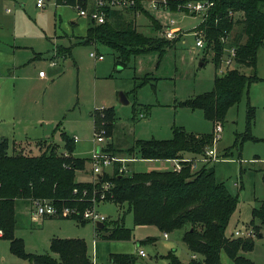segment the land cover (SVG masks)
<instances>
[{"label": "rangeland", "instance_id": "obj_1", "mask_svg": "<svg viewBox=\"0 0 264 264\" xmlns=\"http://www.w3.org/2000/svg\"><path fill=\"white\" fill-rule=\"evenodd\" d=\"M169 11L154 9L143 1L137 10L124 12L123 17L131 20L144 38H165L162 33L170 19L180 29L174 37L179 39L164 50L125 57L104 44L83 43L89 20L80 17L73 6L45 0L44 7L38 8L35 0H0V131L10 129L16 142L23 146L12 148L10 144L9 154L19 150L37 154L46 143L56 144L58 151H63L61 133L70 138L76 136L72 154L87 159L85 168L76 173L77 180L94 176L90 157L98 146L102 149L109 146L107 153L126 159L118 162V172L130 175L152 169L169 170L176 164L137 158L128 151L135 141L171 139L176 128L211 134L212 143L206 149L213 148L216 159L204 152L195 155L194 160L198 167L212 166L216 181L237 194L238 202L225 230L226 236H234L235 230L251 229L252 209L264 199V47L257 51L256 78L246 84L239 102L228 108L220 123L222 131L214 142L213 123L201 109H192L182 102L211 91L215 76H221L228 67L223 62L215 67L212 52L206 53L205 46H196L194 28L202 20L200 14ZM241 29V24L234 25L225 41L224 53L234 41L244 42L245 36H239ZM63 51H67L65 55ZM91 52L103 58L95 59ZM122 58L123 63H118ZM51 62L55 65H49ZM235 67L251 74V68L234 63L230 68ZM39 69L46 72L45 80L37 77ZM119 93L125 95L128 103L120 101ZM249 106L254 109L250 123ZM107 108L115 113L111 136L106 135L109 120L103 118V110ZM247 133L256 140L243 138ZM101 134L104 140L98 143L96 135ZM24 140L27 143L22 144ZM113 166L105 167L106 173L111 175ZM31 208L27 200L15 203V236L23 240L29 253L48 252L56 257L50 252L49 243L57 237L83 239L90 259L94 256L98 264H115L109 261L111 253L133 254L135 264H171L165 257L169 253L185 263L191 258L182 240L183 229L168 232L165 238L154 225L135 226L126 205L120 208L103 201L96 209L107 223L123 218L124 226L131 230L130 239L123 241L101 239L92 222L84 225L71 219L41 222L32 218ZM260 231L263 236H254L253 248L242 253L255 264H264L263 226ZM137 248L143 250L144 256L137 253ZM220 260L222 264H232L223 251ZM27 263L11 252L9 240L0 238V264Z\"/></svg>", "mask_w": 264, "mask_h": 264}, {"label": "trees", "instance_id": "obj_2", "mask_svg": "<svg viewBox=\"0 0 264 264\" xmlns=\"http://www.w3.org/2000/svg\"><path fill=\"white\" fill-rule=\"evenodd\" d=\"M188 1L190 0H165V3L169 10L176 12L185 11L183 6ZM208 1L212 5L205 18L194 28V32H201L203 35V46L206 53L212 52L215 67L222 63L226 54L223 51L225 41H228L227 37L234 25L241 24L239 36H245L244 42L235 43L234 38H231L234 41L231 46L235 49L234 64L253 71L246 74L237 67L227 68L221 76H215L211 91L182 102L192 109H201L204 117L215 127L224 121L228 108L239 102L246 84L256 78L257 51L264 47V0ZM156 2L163 3L162 0ZM74 3L75 0H55L56 5L74 6ZM139 6L140 3L125 10H111L108 20L101 24L89 20L83 43H101L127 57L150 50H164L179 39L142 37L133 22L123 17L125 11L137 10ZM233 12L240 13L235 17ZM159 27L157 22V28ZM66 52L63 51V54ZM117 62L123 63V58ZM253 111L249 106L248 123L253 120ZM103 112V118L109 120L106 135L111 136L115 113L109 108ZM61 135L64 141L63 151H58L56 144L46 143L37 154H27L21 150L9 154L7 139L0 138V238L9 240L11 252L27 260V264H93L87 253L86 243L81 238H51L49 250L56 257L48 252L25 251L23 240L15 236V203L27 200L33 206L36 200L42 199L50 201L58 212L63 208H69L73 212L66 216H45L40 220L71 219L84 225L90 222L83 216L86 208L95 202L98 206L103 201H110L120 208L126 205L127 211L132 213L135 226L154 225L164 233L184 229L182 240L191 256L196 257H191L185 263L175 254L169 253L165 257L171 264H222V251L231 259L232 264H255L242 253L253 248L254 236H263L260 229L261 226L264 227V199L252 209L249 225L254 236H226L225 230L236 208L238 196L230 192L223 182L216 181L212 166L198 167L194 160L195 155L204 153L211 145V134H194L176 128L171 139L137 140L128 148L129 152H134L141 159L177 160L181 167L179 170H149L125 175L118 172L117 162L111 175L105 172L92 181L76 179L77 171L85 168L87 159L74 156L73 138L65 133ZM243 138L256 140L248 133ZM103 150H110V147L106 146ZM63 152L67 154L64 155ZM105 182L110 184L107 189L103 188ZM101 194L104 198H100ZM103 224L102 228H96L101 238L130 239L131 230L124 226L123 218L110 223L105 220ZM150 239L153 240H147ZM109 260L115 264H135L136 256L111 253Z\"/></svg>", "mask_w": 264, "mask_h": 264}, {"label": "built area", "instance_id": "obj_3", "mask_svg": "<svg viewBox=\"0 0 264 264\" xmlns=\"http://www.w3.org/2000/svg\"><path fill=\"white\" fill-rule=\"evenodd\" d=\"M36 6L38 8H42L45 5V0H35ZM143 1H147L150 3L151 7L156 9L158 7L164 9L165 11H169V6L165 3V0H162L163 3H157L156 0H75L74 8L77 10V13L80 17L86 18L87 20H91L95 22L96 24L104 23L106 20H108V13L111 10H125L129 7H134L138 3H142ZM212 2L208 0H190L188 1L183 7L190 13V14H200L202 17V20L207 15L208 9L211 7ZM180 31L179 27L176 26V21L173 19H170L167 23V25L164 28L163 31V37L167 39L174 38L177 33ZM196 36V46L202 47L204 45V39L201 32H194ZM226 40V38H223V40ZM90 56L94 57L95 59H102L103 56L101 54L97 55L95 52H91ZM234 56H235V49L233 46H231L228 50H226V54L223 57V64L230 68L231 65L234 63ZM49 65H55V62H51ZM45 71L40 70L38 72L39 76H44ZM142 116V113L140 114ZM222 131L221 125H216L214 128L215 135L213 137L214 142L218 140L219 133ZM78 139L76 136L73 137V141L76 142ZM104 140L103 135H96V141L98 143H102ZM64 155H66V152H63ZM205 155L207 157H214L215 156V150L213 148H208L205 150ZM92 162L91 171L94 174V177H97L98 175H102L104 172H107L105 170V167H112L116 162H123L126 159L116 157L115 155H110L105 150H103L100 146H98L95 149V152L90 157ZM129 160V159H128ZM176 164L174 165L173 169L179 170L181 167L177 160H174ZM110 186L109 183L105 182L103 184V188L107 189ZM76 191V190H74ZM100 198H104V195L101 194ZM95 199L93 198V202ZM32 211V218H42L45 216H66L69 215L71 212H73L69 208H63L61 212H58L57 209L51 204L50 201L46 199L42 200H36L33 203ZM97 206L96 202L91 207H88L84 210L83 216L84 218L88 219L90 222L95 223L96 221L104 222L106 220V217L102 214H99L97 212ZM1 229H0V235H1ZM234 236H254V232L250 228H245L244 230H235L233 232ZM166 235V234H164ZM139 255L144 256L143 250L138 251ZM192 258H195V255L191 256ZM96 264V263H93Z\"/></svg>", "mask_w": 264, "mask_h": 264}, {"label": "crops", "instance_id": "obj_4", "mask_svg": "<svg viewBox=\"0 0 264 264\" xmlns=\"http://www.w3.org/2000/svg\"><path fill=\"white\" fill-rule=\"evenodd\" d=\"M73 22H75V21H73ZM40 70H43V69H39L38 70V72L40 71ZM46 76H47V74H46V72H45V74H44V76H39L38 74H37V77L39 78V79H41V80H45V78H46ZM1 120H2V118H0ZM0 138H3V139H7V141H8V143H9V146H10V144H12V148H15V146H20L19 147V149L20 148H22L23 146L22 145H20V143L18 142H16V140L14 139V134H13V132L10 130V129H8V130H1L0 131ZM25 140H27V137H26V139ZM24 140V142L22 143V144H24V143H27V141H25ZM40 140H42V139H40ZM40 140H35L34 142H36V141H40ZM43 141V140H42ZM35 145H37V147H39V146H41V145H39V143L38 144H36V143H34ZM75 156V155H74ZM137 158H135L134 160H136ZM139 159H141V158H139ZM141 160H146V161H154V160H168V161H170V162H172V165H173V163L175 162L174 160H172V159H141ZM130 161H132V160H130ZM173 169V168H172ZM152 170H154V169H152ZM93 178H94V176L92 175L91 176V178L90 179H87V180H78V181H92L93 180ZM99 206V205H98ZM49 219H51V218H47V219H42L41 220V222H43V221H45V220H49ZM52 219H59V218H52ZM59 220H61V219H59ZM94 227H95V224H94ZM95 230H96V227L94 228ZM184 230V229H183ZM164 234H166V235H164ZM183 235V234H182ZM163 236L166 238V237H168V233H164L163 232ZM101 238V237H100ZM102 239V238H101ZM105 240H107V239H105ZM154 240V239H153ZM153 240H149V241H153ZM109 241H123V240H109ZM138 245H139V243H138ZM139 250H142V249H140V248H137V253H138V251ZM139 254V253H138ZM141 256V255H140ZM90 257V256H89ZM95 257L93 256V259H92V262L93 263H96V264H98V262H96V259H94ZM110 261V260H109ZM112 263V262H111Z\"/></svg>", "mask_w": 264, "mask_h": 264}, {"label": "water", "instance_id": "obj_5", "mask_svg": "<svg viewBox=\"0 0 264 264\" xmlns=\"http://www.w3.org/2000/svg\"><path fill=\"white\" fill-rule=\"evenodd\" d=\"M74 23V22H73ZM253 71H251V73H252ZM119 99H120V101L122 102V103H128V101H127V99H126V97H125V95L123 94V93H119ZM97 151H98V147H97ZM99 176V175H98ZM95 227L96 228H98V229H100V228H102L103 227V222H101V221H96L95 223Z\"/></svg>", "mask_w": 264, "mask_h": 264}]
</instances>
